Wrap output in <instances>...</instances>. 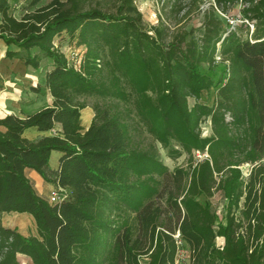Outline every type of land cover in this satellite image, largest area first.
Returning <instances> with one entry per match:
<instances>
[{
	"label": "trees",
	"instance_id": "16d2710c",
	"mask_svg": "<svg viewBox=\"0 0 264 264\" xmlns=\"http://www.w3.org/2000/svg\"><path fill=\"white\" fill-rule=\"evenodd\" d=\"M45 1L0 0L6 58L35 68L50 60L43 88L53 98L25 118L0 119V213L28 214L38 231L0 225V264H18V255L33 264H176L177 234L190 264H264V0H214L223 14L246 5L244 20L255 25L246 40L215 6L198 35L165 24L150 35L135 0ZM63 32L88 46L85 75L55 48ZM104 50L111 72L138 94L149 133L171 158L188 155L187 166L171 172L154 143L135 145L111 106L94 105L92 124L82 127L89 105L80 97L111 94L95 82ZM33 128L52 135L31 141L24 134ZM52 152L61 154L58 170ZM28 171L66 197L52 203ZM217 193L222 217L210 202Z\"/></svg>",
	"mask_w": 264,
	"mask_h": 264
},
{
	"label": "rangeland",
	"instance_id": "374dc122",
	"mask_svg": "<svg viewBox=\"0 0 264 264\" xmlns=\"http://www.w3.org/2000/svg\"><path fill=\"white\" fill-rule=\"evenodd\" d=\"M51 0H46L45 3ZM109 4L111 1L106 0ZM44 3V4H45ZM214 0H135V4L143 16V29L146 33L153 35V28L160 26V24H165L172 32L176 29L183 28L187 32H192V34H200L199 31L202 29L205 21L206 12L210 11L212 6H215ZM246 7L244 3H236V5L229 7V12L223 14L221 10L215 8L216 17L225 22V26L230 27V30H236L238 34L243 39H248L252 37V27L253 22L244 20L243 10ZM15 16L19 19L21 13L19 11L15 12ZM232 22V23H231ZM2 41V40H1ZM0 41V42H1ZM54 46L56 49L64 55L67 60H69L70 66L74 67L76 71L85 75V69L87 65V54L88 46L80 43V38L78 35L71 36L67 32H63L54 39ZM14 49V47H13ZM4 52V46L2 42L0 43V117L7 115L8 113L15 112L17 110L18 103L20 102V96H26L28 94L22 93L21 90L25 86L22 79L26 78L27 74L20 72L19 67L12 60L6 58ZM36 51H33L35 54ZM100 59L96 60L97 75L95 77V82L97 84H103L108 88L111 94L106 96H101L99 94H93L88 96L80 97L81 100H85L91 111L94 112L93 106L96 104L111 106L113 109L121 114L123 123L127 127L129 134L131 135L132 142L140 148H146L148 145L153 144L156 146L158 159L162 165L171 172L178 167L187 166V161L189 156L184 154L179 158H171L167 151L162 147L161 143L157 142L155 138L149 133L146 125L141 121V118L137 114L136 102L139 99L138 94L133 92L129 80L126 81L124 77H118L111 72V65L108 63L109 54L107 50L101 53ZM219 59V58H218ZM50 60L44 58L39 67L35 68L34 74L35 79L28 77L26 80L38 81L45 77V74L50 69ZM38 77V79H37ZM28 86V85H27ZM42 90V89H41ZM41 91L39 94L43 97V102L45 101V93ZM113 92H118L117 95H112ZM23 94V95H22ZM149 96L152 94L147 93ZM215 93L211 91L208 95L209 103L212 105ZM195 104L194 99H189L190 107ZM23 105V103H22ZM95 115V113H94ZM84 125L87 124L84 117L81 118ZM82 123V124H83ZM81 124V125H82ZM210 122L202 126L203 136L207 137L211 135ZM196 158L202 159L204 156L199 153H195ZM243 171L247 174L249 171V166H244ZM58 190L54 188L50 196L57 192ZM61 193L60 191H58ZM202 202L204 199L201 200ZM214 210L217 211L220 217L223 216L224 207L226 201L222 199L221 193H217L210 200ZM24 215H18L16 213L10 214H0V224L12 229H17L20 233H25L37 236V229L32 223V218L30 215L26 220ZM124 216L119 214L116 216L117 221H121ZM21 233V234H22ZM23 235V234H22ZM224 245V240L222 238L217 239V247L222 248ZM191 253L189 247L184 243L180 246L178 250V255L176 258V264H190Z\"/></svg>",
	"mask_w": 264,
	"mask_h": 264
},
{
	"label": "crops",
	"instance_id": "0c3cea01",
	"mask_svg": "<svg viewBox=\"0 0 264 264\" xmlns=\"http://www.w3.org/2000/svg\"><path fill=\"white\" fill-rule=\"evenodd\" d=\"M3 46H4V52L7 51V46L5 45V43L3 41H1ZM0 42V43H1ZM6 54V53H5ZM8 60H12L14 61V63H16V65L19 67L20 72H23V74H27L26 78L22 79V82L24 83V87L21 90V92L24 94H28L25 98V96H20V102L18 103L19 106H17V110L15 112H11L8 113L7 115H4L2 117H0V119H4L6 118L8 115H15L18 116L20 118H25L28 114H32L35 113L45 107L51 106L53 103V98L49 92V90H45L43 91L45 93V101L43 102V97H41L39 94H41V91L44 90V79L41 80L38 79V81H34V80H26L28 79V77H32L35 79V67L31 66V65H27L25 63L24 60L21 59H8ZM50 70V69H49ZM28 85V86H27ZM41 88V89H39ZM23 95V94H22ZM23 103V105H22ZM84 117L87 124L84 125V123L82 124V127L86 130H88V128L90 127V125L92 124V120L94 118V112L91 111L90 107H87L86 109H84L81 112V118ZM82 121V119H81ZM52 133L51 132H39L37 129L33 128V129H29L25 132L24 136L31 140H37L39 138H42L44 136H51ZM61 158V154H59V152H52L51 154V159H50V165L51 168L54 170H58L59 167V160ZM28 176L29 178L36 184V188L39 191V193L43 196L46 197H50V193L51 191L55 188L52 184L45 182V180L35 171H28ZM0 214H7V213H0ZM18 214V213H16ZM11 215V214H10ZM18 215H24L22 217H26L25 219L27 220L29 218V216H27V214H18ZM32 217V216H31ZM32 223L35 225V229H36V224L35 221L32 218ZM1 225V224H0ZM8 227H14L15 226H8ZM22 233V232H21ZM24 236H30L22 233ZM35 236V234H34ZM18 264H33L31 259L28 258L25 255H18Z\"/></svg>",
	"mask_w": 264,
	"mask_h": 264
},
{
	"label": "built area",
	"instance_id": "2783aa9c",
	"mask_svg": "<svg viewBox=\"0 0 264 264\" xmlns=\"http://www.w3.org/2000/svg\"><path fill=\"white\" fill-rule=\"evenodd\" d=\"M232 23V22H231ZM251 27H252V34L254 33V31H255V25L253 24H251ZM205 157V156H204ZM62 197L63 198H65L66 196L65 195H61V193H59L58 191L57 192H54L51 196H50V201L52 202V203H54V202H56V201H59V200H61L62 199ZM180 234H177L176 235V240H177V244H178V247L180 248V246H182V244H183V242H182V240L180 239Z\"/></svg>",
	"mask_w": 264,
	"mask_h": 264
}]
</instances>
